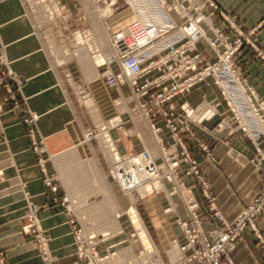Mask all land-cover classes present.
<instances>
[{"label": "rangeland", "instance_id": "1", "mask_svg": "<svg viewBox=\"0 0 264 264\" xmlns=\"http://www.w3.org/2000/svg\"><path fill=\"white\" fill-rule=\"evenodd\" d=\"M102 1L21 0L25 7L24 14L19 19L9 22L8 25L0 22V38L4 42H7L9 37H19L20 33L16 31V28H13L15 25H20L21 31L23 30L20 37L28 33H35L41 44L40 52H43L42 56L45 59L47 58L49 71L53 76L51 89H56V91L50 90L53 92L51 95H57L58 100L60 98L59 102L55 106L53 105L48 112L41 113L33 109L30 107L32 97L28 95L21 97L20 93L27 80L32 81L34 78L30 76L27 80L21 79L11 67L1 62L0 81L3 84L8 82L11 85L16 99L20 101V108L15 110L12 109L10 104L1 105V99L5 96L6 91L3 84H0V119L3 115L22 111L20 113L23 122L29 129H34L36 145L32 144L29 137L31 141L30 149L33 152L35 163L44 174V183L53 188L54 191L60 189L61 203L65 206L67 212L72 214L70 219L74 222L73 224L70 223L76 257L80 260L83 259L84 263L88 264L87 256H79V243L75 241V230L80 229L81 240L96 244L98 259L91 258V264H139L138 260L141 261V264L143 262L168 264V262H174L181 256L177 242L178 239H181V234L175 219L178 215L182 216L180 207L183 206V196L177 189L176 192L171 194L173 184L167 182V180H161V174L164 173L167 166L158 147L159 138L152 134L143 110L133 100L128 87L124 85L121 87L108 86L104 78V73L108 67L107 62L112 57L111 34L124 28L126 23L133 18L134 13H136L134 5H139L140 10L149 15H154L158 5H154V0H111L108 1V4L110 3L109 6L113 9H109L112 13L105 14V4ZM186 4L188 3L186 2ZM217 9L215 11L210 10L214 12L213 14L222 10L220 7ZM190 12L194 14L193 10ZM203 13L207 14L206 11H203ZM209 16L203 17L200 24L205 37H214L212 29L219 28L211 25ZM171 18L176 26L174 25V28L166 33L169 36V42L165 43L168 44L169 48L162 51L161 55L171 48H176L182 42L176 38L179 35L177 29L181 20ZM169 23L173 24L172 22ZM9 25L11 26L9 27ZM231 29L235 31L234 28ZM235 33L237 37L234 41L236 39L245 41L246 38L243 33L242 35H239L236 31ZM224 35L227 36V42H230L228 35ZM234 41L230 43H234ZM172 42L175 44L172 45ZM197 46L203 51L208 61L213 62L217 59L216 54L204 40H200ZM234 55L232 57L234 64L238 67L240 74L248 85L255 90L242 74L240 65L234 60ZM158 56L156 55L153 58L158 59ZM111 67L114 70L118 69L116 65H111ZM153 72V76L160 74L157 71ZM208 82L204 84L212 85L216 87V90L209 89V86L206 88L197 87L192 91L190 90L191 92L187 93L188 96L178 95L171 102L176 106L177 114H185L180 105L186 100L189 101L191 105L188 103H185V105H189L188 107H192L196 111L194 118L187 117L190 120L191 131L206 143L209 151L215 155V162L209 160L205 152L194 142L198 149L204 153L206 159L209 160L208 163L206 162L207 167L220 171L218 174L219 179L225 184V188L230 192L231 197L239 200L243 199V201L249 200L250 202L260 189L256 188L255 190L253 183L248 185V177L245 179V183L243 180L245 176L242 177L245 174L242 173L253 171L256 174L258 169L264 173L263 137H259L254 143L250 137L255 136L257 138L258 131H244L238 127V119L229 110L220 89L212 80ZM257 96H264V94L258 93ZM217 103L219 104L215 106ZM254 103L257 104L255 100ZM211 106L212 108L209 109ZM207 109L210 112L216 111V113L210 118L207 115L200 123L194 120L195 118H201ZM45 116L55 124L52 128L63 140L64 147L62 146V149L56 152H49L46 146L50 133L45 128ZM67 116L72 117L65 126ZM214 118L216 119L212 124V128L204 124L205 121ZM222 120L227 122L228 128L219 129L218 124ZM71 125H74V127L79 125L82 129V133L78 132L79 136L73 139V142L70 140L66 129ZM105 127L106 129H103ZM88 131H93L94 137L92 139L87 137ZM105 131L109 133L120 160H126V162L122 161L121 166L124 167L127 162L133 163V170L130 174H127V177L119 174L122 167L115 163L116 161L107 146L108 143L102 137L101 132ZM198 131L202 132L205 139H211L213 142L219 143L216 150L223 148L224 153H228L225 158L230 154L234 156L237 153L242 157L246 156V153L241 151L242 147H245L251 153L253 150L257 156L248 157L249 159L245 158L240 167L229 161L222 171L218 164L221 165L223 158L220 157L221 159H219L216 156L217 153L211 150L208 142L197 135ZM166 135L169 136L167 133ZM181 138L191 156H193L192 145L190 146L187 139L194 140L186 131L181 133ZM241 139L245 142H241ZM256 143L259 144L260 153L257 151ZM170 151H175V149L172 150L170 147ZM153 161L160 165L157 166L153 163L157 169L164 167L160 172L157 171V178L147 175L144 169V164ZM134 166L136 167L134 168ZM86 175L88 176L86 177ZM183 175H181V178L185 180L186 176ZM256 178H258L257 175L255 180ZM207 181L209 182L208 178ZM185 182L187 185L190 184L189 181L185 180ZM18 183L19 188L16 187V189L21 191L25 201L24 218L26 222L21 226V232L28 238L27 241L41 260V264L47 262L54 264L55 257L49 247V237L40 224L39 207L32 201L26 183L20 180ZM218 202L220 201L218 200ZM221 209L226 213L222 207ZM132 210L135 218L131 214ZM30 213L34 214L35 217L37 216L34 224L29 219ZM208 217L214 221L209 214ZM228 218L230 219V217ZM30 224L33 225L30 228L27 227ZM35 225L39 228V232L41 231L40 237L45 238V243L39 242L37 233L32 232ZM147 246L150 248L148 249ZM0 253H2L0 259H2L3 264H9L6 252L1 244ZM87 254L90 255V253ZM46 258L47 262H45ZM0 264H2L1 261Z\"/></svg>", "mask_w": 264, "mask_h": 264}, {"label": "built area", "instance_id": "2", "mask_svg": "<svg viewBox=\"0 0 264 264\" xmlns=\"http://www.w3.org/2000/svg\"><path fill=\"white\" fill-rule=\"evenodd\" d=\"M155 4L158 6L154 15H147L153 18L158 15L164 19L166 24L158 23L162 29H165L164 34L174 28V23H169V20H172L171 17L181 20L178 28H182L183 31L176 38L182 42L176 48H171L161 55L162 51L169 48L168 44L161 43L158 46L159 50L153 48L152 44L157 37H150V24L146 18L139 15L145 12L136 11L122 32L117 30L110 36L113 58L107 62L108 67L104 78L108 86L128 87L133 100L143 110L152 134L160 138L157 143L167 166L164 173H160L161 180H167L173 184L171 194L177 189L183 196L186 216L178 215L175 219L181 234V239L177 240L181 256L168 264H236L232 253L236 248L238 238L246 228L254 231L261 243L264 255V240L255 224L257 215L264 209V187L233 219H229L221 209L210 183L201 172L197 159L191 156L181 138V133L186 131L198 147L205 152L209 160L216 161L215 155L209 151L206 143L191 131L190 120L187 117L190 116L189 113L193 108L188 107L191 108L188 109L189 105L186 106L183 103L180 108L185 114H177L176 106L171 102L178 95H186L195 85L209 83L208 81L212 80L224 96L229 110L238 119V127L244 131H258L257 138L250 137L254 143L261 136L264 141V96H257L258 93L242 77L232 58L242 41L236 39L234 43L227 42V36L219 29H212L214 37H205L200 20L206 15H213V11L218 10L219 5L216 0H195L194 2L192 0H154ZM191 10L194 14L190 12ZM218 14L224 23L242 35L240 26L224 11L219 10ZM192 22L196 26L190 32L186 28ZM200 40H204L216 54L215 61H208L203 51L198 48L197 43ZM156 55H159L158 59L153 58ZM111 65H116L118 69L114 70ZM153 71L160 72V74L153 76ZM1 82L0 84H3ZM3 86L6 93L1 99V105L6 103L10 104L12 109H19L20 101L16 99L11 85L4 82ZM215 113L216 111L208 113V118ZM205 117L197 122L200 123ZM25 122L28 124L26 119ZM228 126L225 120L218 124L219 129H225ZM34 133V129L30 128L28 135L32 144L36 145ZM166 133L172 140L171 143L165 138ZM87 137L92 139L93 131H88ZM256 145L260 153L259 144L256 143ZM170 147H174L175 151H170ZM153 163L156 164L155 161L144 164L147 175L151 177L157 176V171L160 172L164 168L157 169ZM183 174L186 176L185 180L190 182L189 185L181 178ZM185 191H187L186 194ZM196 194H200L204 200L203 204L200 203ZM205 213L217 223V227L204 228L203 215ZM36 217L32 213L29 214V219L33 224ZM70 222L73 224L74 221L70 219ZM33 224L27 227L30 228ZM38 229L35 225L32 232L37 233L39 242L45 243L46 240L40 237L41 231L39 232ZM80 236L81 230H75V241L81 243L78 244L79 256H87L88 264H91V258L98 259L96 244L81 240ZM0 261L3 264L2 259Z\"/></svg>", "mask_w": 264, "mask_h": 264}, {"label": "crops", "instance_id": "3", "mask_svg": "<svg viewBox=\"0 0 264 264\" xmlns=\"http://www.w3.org/2000/svg\"><path fill=\"white\" fill-rule=\"evenodd\" d=\"M216 1L226 15L240 26V30L246 38L234 55L235 62L240 65L242 74L253 85L255 90L260 94H264V0ZM24 9L25 7L21 0H0V22L7 23V25L10 24L9 22L19 19L24 14ZM209 20L213 27L219 28L222 33L228 35L230 42H233L237 37L235 31L224 23L217 11L209 16ZM13 28H16V31L20 34L23 31H21L20 25H15ZM25 32L27 33V31ZM209 33L212 34L210 31ZM40 46L41 44L35 33H28L16 38L9 37L7 42L2 41L0 38V64L1 62L6 63L21 79L27 80L30 76L34 78L32 81L27 80L20 95L21 97L23 95L32 97L30 107L45 113L51 110L52 106L59 102L60 98L58 100L57 95H51L52 91H56V89H51L53 76L49 71L50 67L47 58L45 59L42 56L43 52H40ZM207 86L211 90H216V87L212 85L201 83L194 86L191 91L197 87L206 88ZM188 95L186 94V96ZM182 103L191 105L188 100ZM20 112L22 111L3 115L0 119V175H2L0 177L1 247L6 252L9 264H41V260L31 249V245L27 241L28 238L21 232V226L25 224L26 219L24 218L25 201L21 191L16 189V187L19 188L18 182L20 180L26 183L32 201L39 207L40 224L49 237V247L55 257L54 264H85V261L83 259L80 260L74 253L70 223L72 214L67 212V209L61 203L60 189L54 191L53 188L44 183V174L35 163L33 152L30 149L31 141L27 133L29 127L23 122ZM71 117L69 116L65 120V126ZM45 119V128L50 133L49 143L47 142L46 146L49 152H56L62 149L63 140L53 130L52 127L55 124L50 122L47 116H45ZM215 119L205 121L204 124L212 128ZM66 129L72 142L73 139L79 136L78 132L82 133L79 125L76 127L71 125L68 128L66 127ZM197 135L208 142L211 150L217 153L216 156L219 159H221L220 157L223 158L221 163L223 166L218 164L222 171L223 167L225 168L226 166L225 164L229 161L240 167L245 158L257 156L253 150L251 153L248 149L242 147L241 151L246 153V156L242 157L237 153L234 156L230 154L225 158L228 153L225 154L223 148L216 150V146L219 143H215L211 139H205L201 131H198ZM165 138L169 143L172 142L168 136ZM187 142L190 146L192 145V154L200 163L201 172L208 178L221 207L226 211L227 216L233 219L249 203V200L243 201V199L239 200L231 197L230 192L225 188V184L219 179L218 174L220 171L207 167L209 160L206 159L204 153L198 149L194 141L187 139ZM241 142L245 141L242 140ZM248 145L250 144L248 143ZM242 174H245L242 175V177L245 176L243 179L245 183V179L248 177V185L253 183L255 190L256 188L261 189L264 187V173L260 169L257 170L256 174L253 171ZM256 175L258 178L255 180ZM197 196L200 203L203 204L204 200L202 197L199 194ZM180 211L182 217H185L183 206L180 207ZM203 219L205 229L218 226L215 221L209 219L207 213L203 215ZM255 224L264 240V209L256 217ZM232 257L236 264H264L261 243L253 230L246 229L240 235Z\"/></svg>", "mask_w": 264, "mask_h": 264}, {"label": "bare ground", "instance_id": "4", "mask_svg": "<svg viewBox=\"0 0 264 264\" xmlns=\"http://www.w3.org/2000/svg\"><path fill=\"white\" fill-rule=\"evenodd\" d=\"M108 1H111V0H103L102 2H103V4H105V14H107L108 12H110L109 11V9H112V7H110L109 5H110V3L108 4ZM113 1V0H112ZM112 4V3H111ZM134 9H136V11H141L140 10V6L139 5H134ZM141 9H143L142 7H141ZM113 10V9H112ZM110 13H112V12H110ZM139 13V12H138ZM148 13V12H147ZM109 15V14H108ZM139 15L140 16H142V17H144V18H146L147 20H148V22H149V24H150V27H149V35H150V37H152V38H156L157 37V40L156 41H154L153 42V44H152V46H153V48H155V50H159L158 49V46L161 44V43H165V42H169L168 41V39H169V36H168V34H164V30L165 29H162L159 25H158V23H160V24H166V22L164 21V19L162 18V17H160V16H158L157 15V17H155V18H153V16H148L147 14H146V12L145 13H139ZM134 17V16H133ZM131 20V19H130ZM129 20V21H130ZM128 21V22H129ZM127 22V23H128ZM169 22H172V23H174L173 22V20L171 21V20H169ZM126 23V24H127ZM175 25V24H174ZM176 26V25H175ZM196 26V24L194 23V22H192L191 23V25L190 26H188L186 29L187 30H189L190 32H192L193 31V29H194V27ZM178 31V34H181V32L183 31V29L182 28H178L177 29ZM119 31L120 32H122L123 31V28H121V29H119ZM21 35V34H20ZM20 35H19V37H20ZM204 35H205V33H204ZM24 36V35H23ZM109 36V35H108ZM18 37V36H17ZM158 37H160V38H158ZM22 39V38H21ZM20 42V41H19ZM111 47V46H110ZM111 55H112V57H111V59L113 58V51H112V49H111ZM211 81V80H210ZM190 92V91H189ZM187 108H188V106H187ZM212 107H210L209 109H211ZM188 109H191V108H188ZM209 109H207V111H205L204 112V114L202 115V117L201 118H195L194 120H200V119H202L203 117H205L204 115H208V113H210V110ZM195 111V109H193L192 111H190V113H189V115L192 117V118H194L193 116H194V114L196 113V111ZM212 112V111H211ZM113 123V122H112ZM110 125H112V124H110ZM113 126V125H112ZM103 129H106V127L105 128H103ZM103 131V130H102ZM101 134H103L102 135V137L105 139V141H106V143H108V147H109V151L111 152V155H112V157H113V159L116 161L115 163L117 164V165H120V167H122L121 165L123 164L122 163V161L120 160V156H118V152L115 150L116 148L114 147V145H113V143L111 142V139H110V137H109V133H107V131H105V132H101ZM106 137V138H105ZM159 140H160V138H159ZM171 143V142H170ZM172 149L174 148V147H171ZM123 162H126V160H124ZM128 163V162H127ZM126 163V165L124 166V167H122L120 170H119V174H120V176H124V175H126V177H127V174H130L131 172H132V170H133V163L132 162H130V163H128L127 164ZM119 167V168H120ZM136 166H134V168H135ZM89 175V174H88ZM88 175H86V177L88 176ZM132 176H134V174H132ZM155 178H157V176H154ZM185 192H187V191H185ZM104 207H106V206H104ZM133 211V210H132ZM131 211V214H132V216H133V218H135V215H133L134 214V211L132 212ZM133 220V219H132ZM116 222H117V219H116ZM137 226V225H136ZM145 234V233H144ZM143 235V234H142ZM140 236H141V234H140ZM143 236H146V235H143ZM149 240V239H148ZM145 244H147V243H145ZM149 246H150V244H149ZM148 247V246H147ZM152 247V246H151ZM150 247H148V249H149ZM152 250H153V248H152ZM148 251V250H147ZM151 252V251H150ZM138 262H139V264H141L140 262L141 261H139L138 260ZM142 264H148V262H143Z\"/></svg>", "mask_w": 264, "mask_h": 264}]
</instances>
